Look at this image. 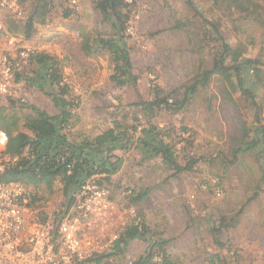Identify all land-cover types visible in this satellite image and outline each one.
I'll use <instances>...</instances> for the list:
<instances>
[{
    "label": "rangeland",
    "instance_id": "obj_1",
    "mask_svg": "<svg viewBox=\"0 0 264 264\" xmlns=\"http://www.w3.org/2000/svg\"><path fill=\"white\" fill-rule=\"evenodd\" d=\"M72 1L54 0L51 13L43 22L36 21L29 39L0 33V46L29 44L35 52L56 59L70 89L67 97L76 105L70 133L77 141L91 134L94 137L115 122L138 125L136 136L142 127L153 123L168 130L177 161L184 167L172 174L159 156L135 144L119 150L128 154L124 161L115 151L120 158L117 168L110 181L99 185L110 188L108 207L100 218L88 219L90 229L81 223L86 235L105 243L138 216L146 222L151 236L164 241L162 248L170 264H210L214 254L227 264H264V141L256 148H241V142L256 135L253 130L264 117V83L256 82L250 67L241 72V78L254 99L236 86L232 101L228 100L223 92L225 84L217 75L206 86H198L194 94H186L200 67L210 66L219 44L201 17L213 21L230 45L226 64L232 63V58L240 62L248 57L260 61L264 70V28L255 14L241 11L242 0H193L196 10L188 0H127L131 10L125 36L119 41L129 54L134 79L120 84L111 79L115 63L106 49L94 55H86L82 49L85 37L117 38L116 30L95 9L96 0ZM32 5L33 0L25 2L27 10ZM10 21L12 18L0 11L5 27ZM37 69V65L26 66L25 79L16 81L23 82L26 99L13 106L18 114L28 113L32 107L59 111L46 95L42 71ZM232 81L237 84L235 76ZM158 87L169 103L179 101L180 110L174 112L164 104L144 108L155 100ZM255 102L261 108L255 107ZM83 116L94 123L89 135L79 128L73 130ZM241 123L253 129L246 137ZM36 188L29 211L32 216L48 218L64 206L66 199L57 179L49 187L41 184ZM214 188L222 191L221 196H215ZM142 192L143 200H131ZM147 251V239L134 238L124 254L103 259L130 264Z\"/></svg>",
    "mask_w": 264,
    "mask_h": 264
},
{
    "label": "trees",
    "instance_id": "obj_2",
    "mask_svg": "<svg viewBox=\"0 0 264 264\" xmlns=\"http://www.w3.org/2000/svg\"><path fill=\"white\" fill-rule=\"evenodd\" d=\"M27 1L29 0H20L25 12L22 22L18 23L12 19L4 29H0L3 30L0 33L4 32L11 36L20 34L23 38L29 39L34 31L36 21L43 22L45 15L51 13L53 9L54 0H33L30 10L25 7ZM192 1L188 0L187 4L196 10ZM225 1L233 3L241 0ZM242 1H245V4L242 5L243 7L241 6V11L255 14L254 18L264 28V2L260 4L256 0ZM94 7L100 12L103 20L108 21L116 30L118 37L98 36L92 39L85 37L82 42V49L86 55H94L97 51L106 49L115 63V72L111 79L120 84H125L126 80H132L134 76L125 44L120 43L119 40L122 41L125 36L124 31L129 19L131 3L127 0H96ZM69 12L66 10L65 15H68ZM201 18L209 25L210 31L214 34H212L213 38L217 39L219 43V48L217 47L213 53L210 66L207 68L200 67L192 84L188 86V90L186 89V94H194L198 86H206L211 77L217 75L225 84L223 92L228 100L232 101L231 92L236 89V86L242 94H247L253 98L250 89L244 86L241 72L252 67L256 82L262 81L264 83L262 64L260 61L248 57L240 62L232 58V63L226 64L225 59L231 53L230 45L222 37L213 21H207L204 17ZM31 65H37V70L42 71L41 84L45 85L46 95L51 98L53 106L59 111L58 113H50L46 109L32 107L30 112L18 114L13 110V106L18 104L15 100L9 97H0V131L6 136V142L0 151V155L4 159H10L7 162L2 161L4 166L0 173V179L20 181L35 187L41 184L49 187L57 179L61 184V192L66 199L64 203L66 204L69 201L71 191L85 179L95 180L98 178L95 181L98 185L110 181L111 174L116 170L117 162L120 161L114 152L117 149H126L131 144H135L143 151L148 150L154 156H159L162 162L173 170L172 174H177L184 169L177 161L175 144L170 138L168 130L153 123L147 127H142L138 136L135 135L138 125L115 122L112 127L106 128L92 139L84 138L81 141L74 139L70 133V118L76 105H74L73 100L67 97V92H70V89L68 84L63 81L58 62L48 53L36 52L30 56L27 68L30 69ZM232 76L236 78V85L232 81ZM20 79H25L23 73L17 74L15 80ZM161 92L158 87L155 100L144 106L146 110L148 109L147 105L152 109L156 106L160 108L162 104L174 112L180 110L181 105L177 104L179 101L169 103L165 97L161 96ZM184 98L187 99L186 95ZM184 101L185 99H183ZM262 102L264 103V98ZM255 104V107L261 108L256 102ZM258 120L259 125L255 130L244 123L240 124L243 136L246 137L252 130L256 134L249 141L241 142L242 150L256 148L264 141V117L261 121ZM131 194L133 195V191ZM144 196L145 193L143 192L137 193L131 200L137 202L142 200ZM254 196L253 194L251 198ZM134 238L147 239L148 251L131 264H170L167 254L162 248L164 241L151 236L146 222L138 216L134 217L133 221L127 224L113 241L110 246L111 251L97 256L96 260L100 261L104 256L124 254L126 245ZM156 255L160 257V262H153V257ZM209 263L227 264L219 254L212 255Z\"/></svg>",
    "mask_w": 264,
    "mask_h": 264
},
{
    "label": "built area",
    "instance_id": "obj_3",
    "mask_svg": "<svg viewBox=\"0 0 264 264\" xmlns=\"http://www.w3.org/2000/svg\"><path fill=\"white\" fill-rule=\"evenodd\" d=\"M0 11L18 23L25 17L20 0H0ZM4 28L0 22V29ZM34 50L29 44L14 48L0 46V97H9L20 104L26 101L24 84L16 82L15 77L23 73L30 56L36 53ZM1 134L0 151L6 142L5 134ZM9 160L0 155V173L2 161ZM36 189L20 181L0 179V264H119L96 260L97 256L111 251L117 235L101 243L88 237L81 228L85 222L83 225L90 229L88 219L100 218L108 207L110 188L107 185L99 186L90 178L85 179L71 191L68 203L48 218L29 214L37 196ZM212 191L217 197L222 194L219 188ZM153 262H160V257L154 256Z\"/></svg>",
    "mask_w": 264,
    "mask_h": 264
},
{
    "label": "crops",
    "instance_id": "obj_4",
    "mask_svg": "<svg viewBox=\"0 0 264 264\" xmlns=\"http://www.w3.org/2000/svg\"><path fill=\"white\" fill-rule=\"evenodd\" d=\"M2 47V46H1ZM9 47V46H8ZM8 47H4V48H8ZM81 108H82V105H81ZM54 112H56V110L54 111ZM99 122V121H98ZM94 123H91L89 120H88V118H86L85 116H83L80 120H79V122L76 124V126L75 127H73V130H75V129H77V128H79L80 130H81V132H83V133H85V134H87V135H89V134H91V132H90V130H91V128L90 127H92V125H93ZM87 128H89V129H87ZM71 130H72V128H71ZM95 134H98V133H95ZM95 134H94V136H95ZM90 139H92V137H93V135L91 134V136H88ZM87 136H84V137H82L83 139L84 138H88ZM74 139H75V137H74ZM76 140H79V139H76ZM121 151V149H117L116 151ZM119 151V152H120ZM120 155H121V157H122V161H124V160H126V156L128 155V154H124V152L123 153H121L120 152ZM161 159V158H160ZM162 161V160H161ZM144 199V198H143ZM142 199V200H143ZM147 211V210H146ZM145 211V212H146ZM147 213V217H145L146 219L149 217V215H148V212H146Z\"/></svg>",
    "mask_w": 264,
    "mask_h": 264
},
{
    "label": "bare ground",
    "instance_id": "obj_5",
    "mask_svg": "<svg viewBox=\"0 0 264 264\" xmlns=\"http://www.w3.org/2000/svg\"><path fill=\"white\" fill-rule=\"evenodd\" d=\"M2 140H3V136H2V134L0 132V143L2 142Z\"/></svg>",
    "mask_w": 264,
    "mask_h": 264
}]
</instances>
